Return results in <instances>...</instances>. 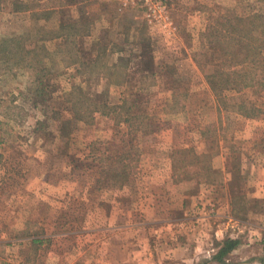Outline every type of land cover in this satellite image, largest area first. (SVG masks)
I'll return each instance as SVG.
<instances>
[{"label": "rangeland", "instance_id": "obj_1", "mask_svg": "<svg viewBox=\"0 0 264 264\" xmlns=\"http://www.w3.org/2000/svg\"><path fill=\"white\" fill-rule=\"evenodd\" d=\"M162 1L0 0V264H264V0Z\"/></svg>", "mask_w": 264, "mask_h": 264}, {"label": "trees", "instance_id": "obj_2", "mask_svg": "<svg viewBox=\"0 0 264 264\" xmlns=\"http://www.w3.org/2000/svg\"><path fill=\"white\" fill-rule=\"evenodd\" d=\"M256 18L258 19V21H261V25H264V13H259L258 15H256ZM89 23H90V21H87V22H85V23H83L80 27H83L84 29H86L85 31H83V34L84 33H86L87 32V29H89ZM60 27L61 28H70V31H71V33H70V35H72L73 34V30L75 29V28H78L77 26H76V24H74V23H72V22H70V21H65V20H61L60 21ZM253 24L255 25V26H257L259 23H257L256 21H253ZM250 31L248 30V27H247V36H246V38H251L250 37V33H249ZM65 37L67 36V35H64ZM253 39V38H252ZM246 40H250V39H246ZM261 40V39H260ZM247 41V42H248ZM249 46H251V43H249ZM255 46H257V48L255 47ZM254 46V48H248V47H246V49L248 50V52H247V54H249L251 51H254V50H262V53H264V43L263 44H261V45H255ZM2 48L4 49V50H9L8 49V46L6 45V44H2ZM247 56V55H246ZM99 57V56H98ZM263 64H264V62H263ZM227 67H229V65H227ZM230 68V67H229ZM220 72V73H219ZM219 76L220 75H222V73H223V71H222V69L221 70H219ZM218 73H213L214 74V76L213 77H211L210 78V80L213 82L214 81V79L216 78V77H218L217 75H218ZM239 77H240V72H239ZM247 76V78L249 79V81H244L243 80V78H239L238 80H234L232 83H231V80H232V77H233V74H231L230 72H229V74L226 76V78L228 79V81H227V83H225V85H223V88H228V89H231V90H235V89H237L238 88V86H250V80H251V77L249 76V75H246ZM213 79V80H212ZM231 83V84H230ZM230 84V86L229 87H227L228 85ZM216 88H217V85L215 86ZM240 244V240L239 239H234V238H226L225 240H223L222 242H221V244H220V247H219V250L216 252V254H215V256H214V258H216L218 261H223L224 259H225V257L227 256V255H229L234 249H236L237 247H238V245Z\"/></svg>", "mask_w": 264, "mask_h": 264}, {"label": "built area", "instance_id": "obj_3", "mask_svg": "<svg viewBox=\"0 0 264 264\" xmlns=\"http://www.w3.org/2000/svg\"><path fill=\"white\" fill-rule=\"evenodd\" d=\"M145 3L147 6L146 15L150 23H160L169 26L168 7L162 0H135Z\"/></svg>", "mask_w": 264, "mask_h": 264}, {"label": "crops", "instance_id": "obj_4", "mask_svg": "<svg viewBox=\"0 0 264 264\" xmlns=\"http://www.w3.org/2000/svg\"><path fill=\"white\" fill-rule=\"evenodd\" d=\"M102 14V13H101Z\"/></svg>", "mask_w": 264, "mask_h": 264}]
</instances>
